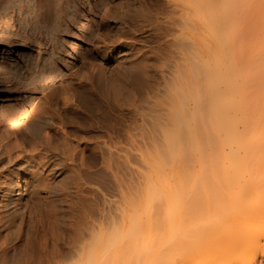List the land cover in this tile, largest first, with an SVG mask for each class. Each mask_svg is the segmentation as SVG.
I'll return each instance as SVG.
<instances>
[{"label":"rangeland","instance_id":"374dc122","mask_svg":"<svg viewBox=\"0 0 264 264\" xmlns=\"http://www.w3.org/2000/svg\"><path fill=\"white\" fill-rule=\"evenodd\" d=\"M61 1L0 0V76L28 61L65 63L63 77L45 91L29 89L27 99L0 86V115L31 112L26 126L0 130V264H73L99 228L113 234L124 199L145 180L149 154L163 146L156 122L168 118L164 99L178 89L180 75L196 69L208 74L201 69L210 56L203 54L208 29L194 11L221 10V0H65L67 29L54 38L43 26L60 25ZM225 1L226 11H241L229 35L241 59L254 52L256 41V25L245 23L242 11H262L264 0ZM110 72L114 86L105 81ZM182 83L179 90H186ZM184 128L176 131L188 136Z\"/></svg>","mask_w":264,"mask_h":264},{"label":"bare ground","instance_id":"6f19581e","mask_svg":"<svg viewBox=\"0 0 264 264\" xmlns=\"http://www.w3.org/2000/svg\"><path fill=\"white\" fill-rule=\"evenodd\" d=\"M224 1H218L221 10L194 11L208 29L210 40L203 54L210 56L206 61L201 58V69L208 74L191 66L186 70L195 73L180 75L178 80L182 83L188 76L182 83L186 90H179L180 82L178 87L174 81L178 89L174 86L177 90L170 89L163 98L170 105L167 121L161 116L156 122L165 144L146 157L150 164L143 184L131 191L135 196H125L117 230L113 227V234H107L99 228L93 241L80 248L79 260L73 264H264V9L242 11L243 21L256 25L251 24L256 27V41L254 52L238 61L229 44L238 11H226ZM66 6L62 0L58 27L52 22L43 26L49 36L64 35ZM226 27L232 33H224ZM225 42L227 47L222 49ZM50 58L17 64L12 74L0 76V86L13 88L22 98L29 89L45 91L55 78L63 77L62 62ZM24 67L31 71L22 72ZM113 75L110 72L105 81ZM86 79L90 84L97 82ZM109 80L114 86L115 77ZM27 111L1 113L2 133L26 126L31 115ZM181 122L188 136L184 130L177 133L184 128ZM172 124L176 128L169 127L174 131L168 133L167 126ZM2 133L0 140L5 139ZM20 187L21 179L16 190ZM16 195L8 197L10 202L15 203Z\"/></svg>","mask_w":264,"mask_h":264}]
</instances>
